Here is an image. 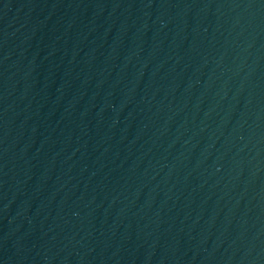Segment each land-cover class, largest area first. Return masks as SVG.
I'll list each match as a JSON object with an SVG mask.
<instances>
[{"label": "water", "instance_id": "95a60500", "mask_svg": "<svg viewBox=\"0 0 264 264\" xmlns=\"http://www.w3.org/2000/svg\"><path fill=\"white\" fill-rule=\"evenodd\" d=\"M0 264H264V0H0Z\"/></svg>", "mask_w": 264, "mask_h": 264}]
</instances>
